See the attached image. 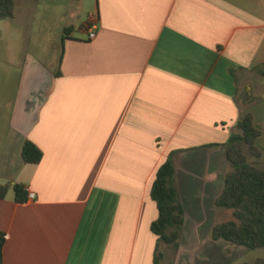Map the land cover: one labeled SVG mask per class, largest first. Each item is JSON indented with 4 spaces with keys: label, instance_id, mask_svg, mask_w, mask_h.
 Masks as SVG:
<instances>
[{
    "label": "crops",
    "instance_id": "1",
    "mask_svg": "<svg viewBox=\"0 0 264 264\" xmlns=\"http://www.w3.org/2000/svg\"><path fill=\"white\" fill-rule=\"evenodd\" d=\"M14 3L0 22L19 24ZM91 11L93 39L88 23L70 25L59 52L37 56L32 37L0 82V187L25 194L0 198L2 264H238L248 249L210 231L229 219L215 206L222 144L248 112L264 170V0H94ZM25 141L37 164L23 162ZM167 158L183 208L175 253L150 230Z\"/></svg>",
    "mask_w": 264,
    "mask_h": 264
},
{
    "label": "trees",
    "instance_id": "2",
    "mask_svg": "<svg viewBox=\"0 0 264 264\" xmlns=\"http://www.w3.org/2000/svg\"><path fill=\"white\" fill-rule=\"evenodd\" d=\"M14 4V0H0V20L14 16ZM67 30L68 28L64 29V32ZM257 71L264 76V67H259ZM237 100L245 106L251 104L254 100L251 89L245 87ZM236 129L237 134L231 132L227 141L222 144L228 169L224 174L222 190L215 200L216 208L230 210L232 218L216 222L210 231V238L222 239L254 250L264 248V170L260 169L256 162L261 156V151L256 146L260 132L254 127L253 117L249 112L237 121ZM41 157V151L32 142H24L21 149L24 163L37 164ZM174 177V164L167 158L158 167L150 188V197L158 211L150 230L157 236L159 242L169 245L175 253L179 247L183 208ZM9 187L14 190L15 201L25 200L22 185L18 183L1 186L0 198ZM3 244L4 235L0 233V264L3 263ZM157 259L158 255H155V264ZM241 264H264V258Z\"/></svg>",
    "mask_w": 264,
    "mask_h": 264
},
{
    "label": "rangeland",
    "instance_id": "3",
    "mask_svg": "<svg viewBox=\"0 0 264 264\" xmlns=\"http://www.w3.org/2000/svg\"><path fill=\"white\" fill-rule=\"evenodd\" d=\"M15 1L19 24L0 22V31L3 33V36L0 34V82L3 84L16 75L15 60L21 56L16 54L18 48L22 51L28 45L32 46L31 39L34 37V50L37 56H43L45 48L55 47L59 52L60 35L63 34L64 28L70 25L77 28L84 22L87 23L89 15L93 12L91 10L94 4V0ZM28 32L31 33L30 44ZM222 209L227 213L223 218L231 219V211ZM256 258H264V248L248 250L247 254L237 263H250Z\"/></svg>",
    "mask_w": 264,
    "mask_h": 264
},
{
    "label": "built area",
    "instance_id": "4",
    "mask_svg": "<svg viewBox=\"0 0 264 264\" xmlns=\"http://www.w3.org/2000/svg\"><path fill=\"white\" fill-rule=\"evenodd\" d=\"M88 26H87V35H88V38L89 39H93L95 37V14L91 13L89 15V19H88V22H87ZM34 197V194L33 192L29 191L28 194H27V198L29 199H32Z\"/></svg>",
    "mask_w": 264,
    "mask_h": 264
},
{
    "label": "water",
    "instance_id": "5",
    "mask_svg": "<svg viewBox=\"0 0 264 264\" xmlns=\"http://www.w3.org/2000/svg\"><path fill=\"white\" fill-rule=\"evenodd\" d=\"M237 132H238L237 129H234L233 133H234V134H237Z\"/></svg>",
    "mask_w": 264,
    "mask_h": 264
}]
</instances>
